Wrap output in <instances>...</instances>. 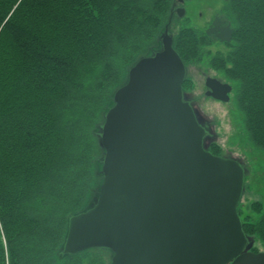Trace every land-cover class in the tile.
Here are the masks:
<instances>
[{
    "label": "trees",
    "instance_id": "1",
    "mask_svg": "<svg viewBox=\"0 0 264 264\" xmlns=\"http://www.w3.org/2000/svg\"><path fill=\"white\" fill-rule=\"evenodd\" d=\"M168 3L0 0V264H86L78 256L88 251L61 250L92 183L91 130L113 77L158 33ZM226 10L234 47L212 62L238 83L246 128L264 151V0H229ZM201 36L179 32L184 64L201 53ZM243 230L264 246V217Z\"/></svg>",
    "mask_w": 264,
    "mask_h": 264
},
{
    "label": "water",
    "instance_id": "2",
    "mask_svg": "<svg viewBox=\"0 0 264 264\" xmlns=\"http://www.w3.org/2000/svg\"><path fill=\"white\" fill-rule=\"evenodd\" d=\"M219 24L216 18L206 33L229 43L230 26ZM161 44L114 93L101 130L98 198L69 218L61 253L106 249L112 264H264V252L247 250L238 215L244 168L205 149L167 28ZM206 86L215 100H228L230 86L213 79Z\"/></svg>",
    "mask_w": 264,
    "mask_h": 264
},
{
    "label": "rangeland",
    "instance_id": "3",
    "mask_svg": "<svg viewBox=\"0 0 264 264\" xmlns=\"http://www.w3.org/2000/svg\"><path fill=\"white\" fill-rule=\"evenodd\" d=\"M168 2L166 21L160 24L158 33L142 47L139 53L122 65L123 67L121 66L118 80L115 76L113 77L117 81L116 88L111 90L109 102L99 111V115L93 124L91 130V137L95 146L91 170L93 179L88 197L80 213L94 206L102 185L104 149L101 145V130L105 116L113 105L114 93L127 82L130 69L141 58L152 56L162 49L161 38L166 28L174 47L179 32L185 27L192 26L194 28H191L195 33L197 32L199 36L202 34L199 39L200 47L203 46V50L195 60L185 64L183 97L185 101L190 103L198 121L206 130L205 149L216 156L233 159L242 164L245 171V181L237 210L242 226L253 225L264 217V151L252 142L250 133L246 128L245 116L238 102V83L228 79L223 69L215 65V59H222L221 57H223V60H226L234 45L220 43L211 34H209L210 39L207 38L208 41L203 39L204 35L207 36L206 31L214 19H223L231 25L226 10L229 0H168ZM179 9L184 10L182 17L177 14ZM127 58L129 56L123 57L122 60ZM208 79L217 80L230 86L231 89L226 102L214 100L211 97V90L206 86ZM256 208L257 210H255ZM246 236L249 243L248 251L264 252V246L257 236L251 234ZM88 254L86 252L78 257L83 259L82 261L86 264L88 261H91L89 264H112L113 254L111 251L90 249ZM59 260L58 258L57 261L59 262Z\"/></svg>",
    "mask_w": 264,
    "mask_h": 264
},
{
    "label": "bare ground",
    "instance_id": "4",
    "mask_svg": "<svg viewBox=\"0 0 264 264\" xmlns=\"http://www.w3.org/2000/svg\"><path fill=\"white\" fill-rule=\"evenodd\" d=\"M191 27H192V26H191ZM191 27H189V28H191ZM192 28H194V27H192ZM196 31H199V30H196ZM199 32H201V31H199ZM206 35H207V36H205V35H204V38H205V40H206V41H208V39H207V38H209V39H210V37H211V36H210V35H208V34H206ZM231 41H232V36H231V40H230V42H229V43L221 42V41L219 40V42H220V43H225V44H231ZM201 50H203V46H202V47H200V51H201ZM183 63H184V62H183ZM184 66H185V65H184ZM183 83H184V82H183ZM125 84H126V83H125ZM125 84H124V85H125ZM124 85H122V86H124ZM122 86H121V87H122ZM119 88H120V87H119ZM119 88H118V89H119ZM182 88H183V85H182ZM118 89H117V90H118ZM117 90H116V91H117ZM211 93H212V92H211ZM211 97H212V95H211ZM212 98H213V97H212ZM213 99H214V98H213ZM214 100H215V99H214ZM218 101H219V100H218ZM86 251H88V250H86Z\"/></svg>",
    "mask_w": 264,
    "mask_h": 264
},
{
    "label": "flooded vegetation",
    "instance_id": "5",
    "mask_svg": "<svg viewBox=\"0 0 264 264\" xmlns=\"http://www.w3.org/2000/svg\"><path fill=\"white\" fill-rule=\"evenodd\" d=\"M217 19H218L219 22H220V24H219V27H220V28L226 27V26H228V25H229L230 28H231V25H230L228 22H226L225 20L220 19V18H217ZM214 20H215V19H214ZM214 20H213V21H214ZM210 27H211V26H210ZM210 27H209V28H210ZM219 27H218V28H219ZM216 33H217V32H216ZM211 36L215 37L214 33H212ZM215 38H216V37H215ZM216 39H218V38H216ZM218 40H219V39H218Z\"/></svg>",
    "mask_w": 264,
    "mask_h": 264
}]
</instances>
